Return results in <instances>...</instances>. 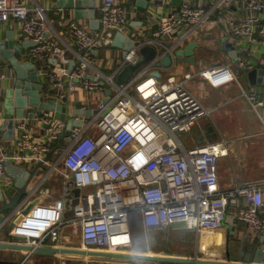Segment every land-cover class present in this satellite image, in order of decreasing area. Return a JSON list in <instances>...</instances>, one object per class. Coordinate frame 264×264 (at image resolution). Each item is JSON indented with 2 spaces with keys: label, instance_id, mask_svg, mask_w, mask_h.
<instances>
[{
  "label": "built area",
  "instance_id": "2783aa9c",
  "mask_svg": "<svg viewBox=\"0 0 264 264\" xmlns=\"http://www.w3.org/2000/svg\"><path fill=\"white\" fill-rule=\"evenodd\" d=\"M97 1V31L82 19L66 22L76 45L70 66L69 48L50 35L48 18L38 0H0V22L17 21L32 44L27 52L29 60L35 65L41 63L38 72L45 100L67 102L76 84L101 96L93 107L82 108L90 110V115L73 116L81 119L80 125L67 128L66 121L57 119L54 112L40 111L32 119L16 120L14 138L8 144H4L0 131V189L14 190L3 169L5 161L18 166L35 164L52 150L58 153L57 160L53 162L51 157L44 165L59 167L56 170L62 176L60 196L29 210L11 234L23 237L24 244L31 246H39L48 238L55 247L118 252L132 246L131 219L136 213L145 230L183 222L204 243L224 226L226 210L234 204L235 221L261 238L264 251V215L260 213L264 211V181H233L228 191H219L218 161L230 154L228 141L217 137L187 147L180 139L182 134L191 135L197 127L202 128V120L213 111L187 88L195 77L212 88L236 84L264 125V73L257 74L255 84L247 80L248 91L238 79L252 70L264 72V0H180L178 5L170 0L157 2L146 12L152 36L134 41L122 66L136 63L139 48L152 45L157 50L162 48L157 59L170 55L169 68H173L175 49L215 29L233 45V59L227 52L222 54L233 60V66L218 61L180 76L160 78L152 61L133 80L118 87L113 83L118 72L112 77L101 73L99 77L89 76L93 52L110 33L120 32L130 38L136 35L131 33L120 0ZM4 76L0 74V78ZM105 86L112 88L111 101L119 98V102L103 115L108 106L102 103ZM4 118L0 97V125ZM58 141L60 148L55 146ZM74 189L80 190L78 196ZM35 190L32 188L18 211ZM75 198L77 202L72 204ZM66 208L72 212L68 218H64ZM68 226L73 235L79 231L78 240L62 236Z\"/></svg>",
  "mask_w": 264,
  "mask_h": 264
},
{
  "label": "water",
  "instance_id": "95a60500",
  "mask_svg": "<svg viewBox=\"0 0 264 264\" xmlns=\"http://www.w3.org/2000/svg\"><path fill=\"white\" fill-rule=\"evenodd\" d=\"M53 4L55 9L71 10L74 16L78 19H87L89 28L97 31L99 29V20L95 17V0H49ZM160 1V0H157ZM172 4L178 5L180 0H172ZM137 4L141 8L148 6V0H138ZM63 16V14H62ZM151 35V34H150ZM152 36V35H151ZM188 42L183 48H177L174 50L176 63H186L194 66L196 64V50L201 49L199 43L201 39ZM208 36H205V39ZM142 36L127 37L126 35L116 32L110 33L102 39L105 45H111L122 50V57L134 47V41L143 40ZM223 48L228 54L234 58L235 51L231 42L222 39ZM21 47L18 44H14L11 34L6 33L4 37L0 36V74H5L0 78V88L4 92L3 104L6 109L5 118L0 125V131L5 130V134H1V138L6 141H11L14 138V128L16 120L23 117V111L26 107H33V112L30 115L34 117L40 111L54 112V116L62 121H66L67 128L72 125H80L81 119H73V115L70 113L69 105L67 102L61 103L54 99L42 100L40 90L43 88L41 77L33 60L21 62L17 54L20 53ZM162 48L157 50L155 46L143 45L139 48V60L136 63H127L122 66L118 73L113 77V83L118 87L119 85H125L133 80L141 68L147 64L155 61L156 68L160 66L170 67L172 59L169 54H165L161 59H157L156 55ZM54 61H52L53 63ZM7 66V68H5ZM44 69H49L44 68ZM264 72L262 69L252 70L243 73L250 84H255V78L257 74L262 75ZM156 76L159 72L155 73ZM26 80V81H25ZM264 82V81H263ZM103 84V82H101ZM45 88H43L44 90ZM113 94L112 88H105L104 97L102 103L108 105L104 114L111 110L118 102L119 98L111 101ZM73 114H87L90 115V110L73 109ZM264 114V110H263ZM217 134L214 127L210 124L197 127L195 129V142L196 144H202L205 142H211L217 139ZM52 151H49L44 157L43 161L35 163L31 170H26L18 165L13 164L11 161H5L3 169L5 173L9 175L18 174L19 179L16 182L13 177L9 175L11 181L14 183L13 190L0 189V264H13L11 260L2 258V251L23 250L27 252L28 257L30 255L48 256L53 257L58 255L66 260L76 261L87 259L90 261H99L107 263H125V264H264L262 262L264 251L262 247L255 242H249L246 236L234 237L227 235L224 241H217L214 243V249L220 242H223V248L221 258L225 260H211L208 258L199 259L197 256L192 258L177 257L168 254L164 255H149L130 252H107L96 249H81L78 247H46V246H31L24 244V238L11 234V230L15 227L17 220H12L15 212L19 209L21 203L29 194L33 188V178L38 169H43L44 162L51 160ZM79 189H74L75 196L79 195ZM77 202L76 198L72 201V204ZM68 203V202H67ZM34 203L31 202L25 208L22 209L21 214H26ZM232 230V229H231ZM23 241V243H21Z\"/></svg>",
  "mask_w": 264,
  "mask_h": 264
},
{
  "label": "crops",
  "instance_id": "0c3cea01",
  "mask_svg": "<svg viewBox=\"0 0 264 264\" xmlns=\"http://www.w3.org/2000/svg\"><path fill=\"white\" fill-rule=\"evenodd\" d=\"M120 1L126 8V18L129 21L130 28L132 29L131 33L136 35V37L142 36L144 39L150 38L152 35V29L151 27L147 25L146 12L150 10L152 6H155L157 2L160 3L161 0L160 1L148 0V6L146 8L139 7L137 4L138 0H120ZM171 1L172 0H170V2ZM38 2L45 10L46 16L48 18L50 35L57 38L62 45L68 46L69 48L68 50L69 61L68 62H69V65L71 66L73 64L74 57H75L74 51L76 50V45L68 33L66 22L70 19H75L76 17L74 16L71 10L55 9L54 8L55 6L53 7V4L50 3L51 1L49 0H38ZM97 4H98V1L95 0V8H96L95 17L98 19ZM62 14H63V17H62ZM82 20L88 23L87 19H82ZM217 31H219V29L212 30L210 33H204L202 36L204 38L201 39L199 42L201 44V47L207 48V49H210V48L214 49L215 46L223 47L221 38H220V41L218 39L219 38L218 36H221V35ZM6 33L11 34L14 44H18L21 47L20 53L17 54L18 59L21 62L28 61L29 57L27 56V52L32 44H31V41L21 32L19 23L12 19L7 22H0V36L2 35V37H4ZM205 36H208L206 40H204ZM222 50L223 52H226L224 49ZM255 51L257 53H260L261 48H255ZM198 53H204V52L202 50H197L196 52L197 60H196V64L194 65V67L198 66L200 69L202 66H214L216 64L215 61H209V59L206 57L205 54H202L203 57L200 55L202 59H198L200 58L198 56ZM93 55H94V64H93V67L89 69V76L91 78L99 77L100 76L99 73L112 77L116 74V72H118V70L122 66L123 57H122V50L120 48H116L111 45H105L104 42H102V44L98 46L96 50H94ZM51 64L53 65L52 62ZM183 64L188 65L186 63H183ZM5 68H7V66ZM40 68H42L41 63L38 62L36 64V70L38 69L40 70ZM44 68H48V67H44ZM155 69L160 73V78L161 77L165 78L171 74H176L177 76H180L185 71L189 70L188 68H184L183 72H181L177 65L173 68L160 66ZM199 69H194V70L197 71ZM44 70H47V69H44ZM105 88L107 87L105 86L104 90ZM209 89L210 91H213V90L215 91V94L211 93L212 95L210 94L209 96H207L208 100L210 101L208 102V104L211 106L210 108H212V110L219 111L221 108L226 107L231 102H233L235 99V98H228V99L225 98V96L228 95L232 91L231 84L228 86H222L219 88L211 87ZM4 92L5 91L2 88H0L2 110L4 111V115H5L6 109L3 104ZM39 92L41 94L42 90H40ZM41 99L45 100L42 94H41ZM98 99H101V96L99 95V93L93 94L91 92H87L83 88L78 86V84H76L75 89L71 90L68 95L67 103L69 105L70 113L73 116H79L81 114H73L72 110L75 108L77 109L91 108L96 104ZM32 112H33V107H30V106L26 107L23 111V117L32 119L33 117L30 116ZM5 132H6L5 130H2L1 134L3 135L5 134ZM253 137L254 136H252V138ZM248 138L249 136L247 135H241L237 138H233L231 142V147H230V154L228 156L222 157L225 161L227 159L228 162L226 164L218 165L219 191H222V192L228 191L231 188L233 181L244 182V183H259L261 181H264V162L260 161L257 163V166L253 165V163L251 161H248V158H247L248 152L246 151V148L250 145H248V143H246V145H242V143H244L245 140ZM180 139L187 147L196 144L195 130L193 131L191 135L182 134L180 136ZM3 141H4V144H8V142H10L6 140H3ZM237 144L240 146H238ZM55 146L56 148H60L61 141H58V143ZM51 157L53 159V162H55L57 160L58 153L53 152L51 154ZM34 165L35 164L28 163V164H25L19 167L26 169V170H31L34 167ZM44 166L45 167L43 169L37 170L35 177L33 178V181L31 182V184H33V189L35 187L36 190L33 196L29 198L30 201H28L27 205L30 204L31 202L34 203L33 207L37 205L48 204L60 196L62 176L59 173V171L56 170V169H59V167L56 169L54 168L51 169V167L48 165H44ZM9 175L11 174L9 173ZM11 176L13 177V180L15 182L20 177V175L16 173L12 174ZM12 193H15V191L13 190ZM17 211L18 210H16L12 220H17L19 222L21 220V217L25 215L21 214L22 210L18 212ZM234 212H235L234 204L229 205L226 210V215L224 217L225 219L224 226L218 229L217 231H215L213 234H210L209 235L210 238L212 237L214 238L218 236L220 237L221 241H224L227 235H232L234 237H239V238L245 235L247 241L258 243L259 247L263 246L262 240L259 236H257L252 230L247 228L245 224L235 221ZM260 213L261 215H264V211L261 210ZM71 214H72L71 209L66 208L64 212V218H68L69 216H71ZM17 223L15 222V227ZM170 228L177 229V230L181 229V228H178V226L175 227L174 225H172ZM62 231H63L62 233L63 237H67L70 240L74 239L73 237L74 235L69 226L65 227ZM194 235H195L194 236L195 239H194L193 247L188 252H173V251H169L168 249H164L163 247L157 250L151 249V251L147 252V251H142L138 249V247L133 248L132 246L128 248H124L118 252H130V253L149 254V255L168 254L172 256L187 257V258H192L194 256H197L199 259L208 258L211 260H225L221 258V253H220L224 245L223 242H220L218 246H216V248L214 249V243L209 241L210 238H207L206 242L203 243L199 236H197L195 233ZM21 243H23V241H21ZM41 245L46 246V247L53 246L51 241L48 238H46L43 241V243H41ZM54 257H58V255L53 256V257L30 255L28 257L27 252L23 250L2 251V258L13 261L14 262L13 264H36V263L37 264H46V263L49 264L51 261H54L53 260ZM262 262H264V256H263Z\"/></svg>",
  "mask_w": 264,
  "mask_h": 264
},
{
  "label": "rangeland",
  "instance_id": "374dc122",
  "mask_svg": "<svg viewBox=\"0 0 264 264\" xmlns=\"http://www.w3.org/2000/svg\"><path fill=\"white\" fill-rule=\"evenodd\" d=\"M219 41L223 39V36H218ZM223 47L215 46L214 49L201 47L204 53H198V56L202 59V54H205L209 61L215 62H226L233 66V60L230 58H224ZM197 52V50H196ZM202 57H201V56ZM179 70L183 72L184 68H188L187 71H196L194 69H199L198 66L194 67L191 65H184L183 63H176ZM239 81H241L242 86L245 90H249V84L246 77L240 74L238 76ZM187 88L196 96L200 103L209 110L211 106L208 104L210 102L207 98L211 93L215 94V91H210L209 84L200 77H195L189 81ZM211 94V95H212ZM229 96V97H228ZM225 98H235L233 102L219 111H211V113L202 120L201 124L204 126L210 124L214 127V130L218 137H224L229 142V148L231 147V142L233 138H237L241 135L249 136L242 145L248 146L246 151L248 152V161H251L253 165L257 166L258 162H264V125L258 118L257 114L251 108L247 99L242 95L240 87L236 84L232 85V91L225 96ZM252 136H254L252 138ZM255 140V141H254ZM257 140V141H256ZM238 145V144H237ZM236 146V145H235ZM240 146V145H238ZM242 155V153H241ZM240 155V156H241ZM226 159V158H225ZM223 158H220L218 165L226 164ZM83 193L87 190L83 189ZM175 227L181 228L180 230L171 229L170 227L159 229V230H145L140 222L139 215L134 213L133 219H131V230H132V247H138L142 251L157 250L161 247L168 249L173 252H188L192 249L194 244L195 235L193 230L186 229L183 222H177L173 224ZM186 229V230H185ZM78 240L79 231L77 235L73 236ZM76 242V240H74ZM54 261L49 264H73L74 261L66 260L62 257H54ZM37 264V263H36ZM47 264V263H46ZM76 264H111L107 262L90 261L87 259L76 261ZM113 264H124V263H113Z\"/></svg>",
  "mask_w": 264,
  "mask_h": 264
},
{
  "label": "bare ground",
  "instance_id": "6f19581e",
  "mask_svg": "<svg viewBox=\"0 0 264 264\" xmlns=\"http://www.w3.org/2000/svg\"><path fill=\"white\" fill-rule=\"evenodd\" d=\"M184 46H185V45H184ZM184 46H183V47H184ZM183 47H182V48H183ZM223 49H224V48H223ZM226 52H227V51H226ZM168 68H169V67H168ZM242 75H243V74H242ZM243 76H244V75H243ZM246 80H247V78H246ZM113 112H117V109H115ZM206 238H210V236H208V237H206ZM205 241H206V240H205ZM205 241H204V242H205ZM209 241H211L212 243H215V242H217V241H220V237H218V236H216V237H214V238L212 237V238H210Z\"/></svg>",
  "mask_w": 264,
  "mask_h": 264
}]
</instances>
